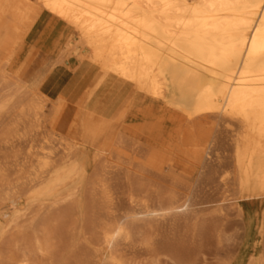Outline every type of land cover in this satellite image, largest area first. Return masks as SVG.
<instances>
[{
	"label": "bare ground",
	"instance_id": "6f19581e",
	"mask_svg": "<svg viewBox=\"0 0 264 264\" xmlns=\"http://www.w3.org/2000/svg\"><path fill=\"white\" fill-rule=\"evenodd\" d=\"M43 24L58 63L81 51L162 101L156 127L167 131L137 147L136 138L126 147L119 137L110 153L94 150L55 133L62 97L45 129L38 101L52 79L26 88L10 73L20 43ZM0 125L13 148L26 146L17 194L27 203L0 214V240L14 238L2 264H53L64 233L39 217L75 205L88 187L92 236L80 246L68 234L69 264H157L142 258L168 253L187 264L200 253L189 246L206 214L225 203L245 235L235 254L217 253V263L264 264V0H0ZM121 175L125 191L115 198ZM210 221L221 242L225 219Z\"/></svg>",
	"mask_w": 264,
	"mask_h": 264
},
{
	"label": "rangeland",
	"instance_id": "374dc122",
	"mask_svg": "<svg viewBox=\"0 0 264 264\" xmlns=\"http://www.w3.org/2000/svg\"><path fill=\"white\" fill-rule=\"evenodd\" d=\"M46 34V24L39 25L28 40L20 43L18 56L10 73L12 79L20 75V83L26 88L31 86L35 80H39L40 78L42 80L44 76L52 79L49 85L51 87V83L53 82L55 87L43 89L42 98L38 101V103L40 102L43 104L42 106H44L43 127L45 129H51L50 123L53 119V109L61 103V86L55 84L58 83L60 78H58V76L75 72L82 66H92L94 71L103 70L89 59L84 58L81 51L68 53L67 56L58 63L56 58L47 52L46 46L48 41H46ZM134 86L137 97L131 105L127 119L120 123L117 136L109 144H101L93 147L94 150L107 154L110 153L116 147L119 137L123 138L126 147L131 143V139L136 138L139 142L136 145L137 147L145 142L157 129L160 134L167 131V129H165L166 127H156L157 123L162 122L165 117L163 102L160 100L153 101L150 96L141 93L137 86ZM58 124L55 126V133L66 136L59 129ZM151 124H154V128L149 126ZM149 128L153 130L151 131ZM7 133L8 130L0 125V214L5 211L15 213L17 210L27 207L26 201H24V199L19 200V195L17 194L18 186L22 182L19 179L17 170L19 169V165L24 163V149L26 146L24 144L22 147L18 146L17 148H13V145L11 143L9 144L6 140ZM13 141L15 142L14 145L18 143L15 139ZM123 178L124 176L121 175V183L113 187L115 198H123L122 192L125 191ZM78 195L77 200L82 201L81 206L78 205V201L75 205L68 202L60 203L50 208V213L45 211L41 217H39L37 224L42 223L45 218H50L51 222H53V226L59 228L62 230V233H64V236L58 240V249L53 264H69L68 258L70 256L71 243L73 242L69 239V233H74L76 236L75 240L80 246L85 244V239L92 236L91 223L95 216V210L93 209V196L91 190L89 187L82 189ZM13 201H16V203L13 204ZM228 204L229 203L224 204L226 208L221 213L218 212L217 214H213L212 212H208V214H206L209 221L198 230L196 241L189 246L190 249L193 250L192 252L199 251L200 253L194 260H191L187 264L191 262L192 264H218L215 258L217 253L220 254V256H218L219 259L223 256V253L232 252L235 254L237 252L239 244L243 241L245 229L234 207H228ZM213 217H223L225 219V233L221 238V242H219L213 230V222L210 221ZM13 239L11 233H9L0 240V264L3 263L7 246ZM262 247L264 250V239ZM142 259L150 263L157 261V264H174L176 261V258H174L171 253L162 254L157 259L149 257H144Z\"/></svg>",
	"mask_w": 264,
	"mask_h": 264
},
{
	"label": "crops",
	"instance_id": "0c3cea01",
	"mask_svg": "<svg viewBox=\"0 0 264 264\" xmlns=\"http://www.w3.org/2000/svg\"><path fill=\"white\" fill-rule=\"evenodd\" d=\"M59 77L66 101L58 124L62 133L92 147L111 143L137 97L135 86L92 66Z\"/></svg>",
	"mask_w": 264,
	"mask_h": 264
}]
</instances>
